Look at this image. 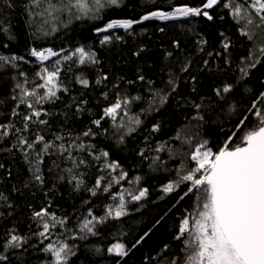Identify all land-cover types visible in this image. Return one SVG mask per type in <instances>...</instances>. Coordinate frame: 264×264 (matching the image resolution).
<instances>
[{"label":"trees","instance_id":"16d2710c","mask_svg":"<svg viewBox=\"0 0 264 264\" xmlns=\"http://www.w3.org/2000/svg\"><path fill=\"white\" fill-rule=\"evenodd\" d=\"M9 2L13 7H7L0 0V17L8 28V32H0V55L24 56L25 59L16 61V67L0 63V124L22 128L23 116L30 110L18 99H13L20 95L16 84H24L29 90L35 88L42 96L46 89L36 88L37 84L44 83L37 73H41L42 68L53 71L59 67V83L68 91L58 90V99L37 104V108H43L47 113L40 117L47 123L33 122L23 135L32 140L39 133L51 141L59 134L64 136L67 144L70 142L69 134L71 139H75L91 127L96 135L81 137L84 143L94 145L96 155L101 150L108 151V159L120 165L115 171L104 169V158L97 161L88 155L87 150L74 153L88 162L87 166L79 169L85 183L75 190L74 183L59 180L55 171H48L56 156H46L41 165L45 178L41 186L29 181V166L13 147L17 134L15 128L10 129V135L0 139V164L4 165L0 168V193L7 198L0 199V244L10 232L26 237V241L23 249L5 253L9 256V264H45L51 256L41 249L48 243L60 241L69 244L76 252L70 264H117V261L119 264H160L165 258H178L183 264L185 253L182 249L188 237L185 234L181 239H175L180 221L194 214L197 203L202 205L203 201H197L194 193L185 195L190 182L180 183L170 193H165L163 188L169 182L177 181L178 170L185 174L195 167L190 156L197 144L207 141L208 147L219 149L235 132L236 136L230 142V146L235 147L240 143L243 132L252 124L256 125L255 117L248 109L253 99L264 91V62L244 79H239V68L242 58L248 57L250 50L255 51L256 46L264 42V33L257 29L254 41L242 36L239 29L243 24L233 20L229 10L223 8L222 0L221 5L210 10L214 17L212 21L202 16L168 21L153 19L134 24L129 30H109L107 34L119 35L121 39L101 45L104 34L95 32V29L112 19L138 20L149 11H170L180 4L195 7L202 0H119V6L105 7L98 19L87 16L74 19L61 14V21L54 22L55 32L51 31V23L44 26L49 31L48 35L37 31L42 18L30 17L26 13L27 0ZM225 38L230 41L227 52L222 49ZM200 41L206 43L200 44ZM174 42H178L179 47ZM81 46L95 52L97 64L79 65L63 61V55L71 54ZM32 48H51L60 55L37 61L29 54ZM57 59L61 60L59 65L56 64ZM206 60L207 65L204 63ZM184 65H188L187 71H181ZM21 72L24 76H20ZM81 74L90 81L87 88L75 79ZM141 75L143 81L138 79ZM104 76L107 79L97 84L96 80ZM170 78L175 82L174 92L168 84ZM226 83L234 88L221 101L214 90ZM156 93L166 95L167 100L160 104ZM118 95L128 97L130 103L118 110L116 126L110 117L104 118L100 127L93 125L92 121L99 119L104 108L116 102ZM134 97L139 99H132ZM26 99L29 103L35 102L34 97ZM81 101L86 103L81 104L83 110L78 112L76 105ZM194 104L202 105L199 115L203 120L193 118L197 115ZM257 104L264 107L259 101ZM13 109L18 115H12ZM245 116V125L237 131L236 125ZM136 117L142 123L135 132L125 136L123 143L118 142L127 127L135 126L130 124V120ZM121 121L125 125L123 128L118 127ZM153 124L160 125L158 132H151ZM158 146L163 150L156 151ZM41 147L38 145L36 151ZM9 148L11 151L5 150ZM141 149H144L143 157ZM121 172L127 176L118 183L114 182ZM98 177H103V186H111L107 193L101 187L96 195H92L88 189L93 188ZM144 188L148 190L147 194L139 201H132L131 196L138 195ZM120 193L125 197L126 215L118 219L106 218L103 223L96 224L97 235L80 239V223L85 218H92L89 210L92 216L105 217L109 205L115 207L119 204ZM41 208L54 213L57 220L66 218L63 226L56 223L50 229L47 238L35 235L43 228L42 221L33 218V212ZM146 232L148 235L132 248ZM116 242L124 243L130 249L127 256L121 258L107 253V248ZM165 245L168 248L162 252ZM96 248L101 251L95 253Z\"/></svg>","mask_w":264,"mask_h":264},{"label":"snow or ice","instance_id":"6c2138e0","mask_svg":"<svg viewBox=\"0 0 264 264\" xmlns=\"http://www.w3.org/2000/svg\"><path fill=\"white\" fill-rule=\"evenodd\" d=\"M7 7H13L9 0H3ZM222 0H202L199 6H190L188 4H180L171 8L170 11L156 9L149 11L140 16L138 20L134 19H112L108 21L103 27H98L95 32L104 34L100 40L101 45H106L112 42L113 39L120 40L119 35L107 34L109 30L122 28L129 30L134 24H140L144 21L153 19L168 21L175 20L181 17H199L202 16L208 21L214 19L210 14V10L221 5ZM119 6V0H27L25 4V11L31 17L42 18L40 20L37 31L42 32L43 35H48L49 31L45 25L52 24L51 31L55 32L56 21H61V14H67L70 18L81 19L87 16L91 19H98L100 12L107 6ZM223 8L228 9L231 17L237 24H243L239 29L240 34L248 38L249 41L256 39V30L264 33V0H224ZM41 9L36 11V9ZM70 22V20H69ZM163 31V29H160ZM0 32H8V28L4 26L2 17H0ZM223 36V34H221ZM176 47H179L178 42H174ZM206 41H200V44H205ZM230 48V41L225 38L222 41V49L227 52ZM63 51V50H62ZM258 53L259 55H256ZM30 56L35 57L37 61H45L50 57L59 56L60 54L54 52L51 48L37 50L32 48ZM138 54V53H137ZM171 55V53H168ZM212 53H209L211 56ZM75 58V60H73ZM24 56H6L0 55V63L16 67V61H23ZM63 61H73L79 65L98 63L95 52L86 50L85 47H77L71 54L62 56ZM264 62V42L258 44L255 51L250 50L249 56L242 58V66L239 68V79L247 78L252 69H255L258 64ZM61 63L60 59L56 60V64ZM207 65L208 61H204ZM188 65H184L181 71H187ZM61 69L56 67L55 70L49 71L47 68H42L41 73H37L44 81L43 84H37L36 88L46 89L44 94L38 95L36 89L31 90L25 88L24 84L17 83L16 88L20 90L19 97H13L14 100L19 101L20 104H25L30 110L28 114L23 116V127L15 128L12 124H0V139L10 135V129L15 128L16 140L13 144L22 155L24 162L29 166L30 173L29 181L35 182L38 185L45 183L44 173L41 165L45 162L46 156H56L52 160L48 171H55L58 174L59 180H67V183L73 184L75 190H79L84 185L83 173L79 171L81 166H87L88 162L80 158L77 154L85 150L93 159L99 161L104 158V169L115 171L120 167L117 161L109 160L110 153L101 150L98 155L95 154V146L85 144L81 137H90L96 135L92 128L83 131L75 139L65 143L63 135H56L54 140H46L44 135L36 134L34 139L29 140L23 135L29 130V125L33 122L44 125L47 121L40 119L43 108H37V104H43L45 101H54L58 99L57 91L63 90L67 92L68 89L59 83L58 77ZM174 75V74H173ZM20 76H24L21 72ZM76 81L87 88L90 84L88 78L82 74L75 77ZM102 79H107L106 76L98 78L97 84L101 83ZM143 81L144 77H138ZM195 79V78H193ZM131 83V82H130ZM151 84V81H149ZM168 84L171 91L174 92L175 82L169 79ZM232 84H224L222 88H216L214 94L221 101L225 99V94H230L233 91ZM195 91V89H193ZM107 96V93L104 94ZM159 98L160 104L167 100L166 95L155 94ZM34 97L35 102L29 103L26 98ZM132 99H139L134 97ZM264 105V91L253 99L251 107L248 112L253 114L256 120V125L243 132L240 137V143L235 147H230L229 142L236 136L234 132L224 142V146L220 147L218 151L213 152L212 148L208 147V142L203 141L197 144L195 150L191 153L190 159L195 162V167L181 174L178 170V179L175 182H169L164 186L163 191L170 193L180 183L190 182L187 192L194 193L197 201H203L202 206L197 203L195 214L185 216L179 225V233L175 239H181L187 234V239L184 240L185 253L183 264H264V107L257 104ZM86 101H81L76 105V110L82 111L81 104ZM130 103L128 97L121 98L117 96L116 102L104 108L103 115L99 119L92 121V124L100 127L102 120L106 117L112 118L114 127L118 110L126 108ZM197 109V115L193 117L197 120H203V116L199 115L201 104H194ZM232 110V105L229 106ZM12 115H18L15 109ZM125 115L127 113L125 112ZM34 118H36L34 120ZM247 116L241 119L236 125L237 131L245 125ZM142 123L139 117L130 120L131 125L127 127L126 133L119 136L120 143L124 142L125 136L130 135L136 131V128ZM125 125L121 121L119 128ZM160 130L159 124H153L151 132L155 133ZM107 131V130H105ZM179 138V136H177ZM147 139V138H146ZM59 141V143H56ZM38 145H42L39 151H36ZM11 151V149H5ZM163 148L158 146L156 151H162ZM140 155L144 156V149H141ZM158 159V158H157ZM155 159L153 160V164ZM64 164V167H61ZM152 165H150L151 167ZM4 165L0 164V168ZM127 173L121 172L118 178H114V182L124 179ZM139 180V177L136 178ZM103 177H98L93 188L88 189L92 195L97 194V189L103 187L104 192L109 191L108 186L102 185ZM28 184H25L27 187ZM15 190V189H14ZM147 189H140L138 195H132V201H139L147 194ZM0 199L7 198L0 193ZM126 215L125 197L123 193L119 194V204L115 207L109 205L105 217L97 218L92 216L89 210L91 219L85 218L79 225L80 239H86L88 235H97L95 226L97 223H103L106 218L111 217L118 219ZM33 218L42 221V231H38L35 235L42 238H47L51 228L59 223L61 226L65 224V219L57 220L54 213H49L47 208H41L33 212ZM49 220L55 221L50 223ZM141 236L132 248H135L147 236ZM26 237L10 232L4 239L3 244H0V264H9V256L6 255L9 250L23 249ZM168 245L164 246L165 251ZM45 254H50L51 260L46 261L45 264H70L71 257L76 255L72 247L60 241L58 243H48L42 249ZM95 253L101 251L96 248ZM130 249L124 243L116 242L107 248L109 255L117 257H125L128 255ZM119 264V261H117ZM160 264H181L178 258L169 260L165 258Z\"/></svg>","mask_w":264,"mask_h":264},{"label":"rangeland","instance_id":"374dc122","mask_svg":"<svg viewBox=\"0 0 264 264\" xmlns=\"http://www.w3.org/2000/svg\"><path fill=\"white\" fill-rule=\"evenodd\" d=\"M53 50V49H52ZM54 51V50H53ZM55 52V51H54ZM255 126V124H252V127H254ZM233 141V140H232ZM231 142V141H230ZM230 142H229V145H231L230 144ZM224 146V145H223ZM230 147H232V146H230ZM213 150V152H216V151H218L219 149H212ZM202 206V205H201ZM195 214V213H194Z\"/></svg>","mask_w":264,"mask_h":264}]
</instances>
